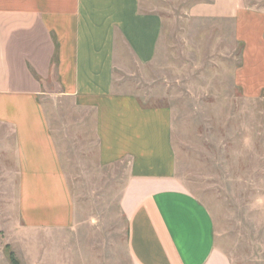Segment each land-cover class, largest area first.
Masks as SVG:
<instances>
[{
    "label": "crops",
    "instance_id": "crops-1",
    "mask_svg": "<svg viewBox=\"0 0 264 264\" xmlns=\"http://www.w3.org/2000/svg\"><path fill=\"white\" fill-rule=\"evenodd\" d=\"M148 5L0 0V125L13 132L18 180L13 205L4 203L10 186L0 191V241L17 229L37 252L27 264H60L43 252L46 241L58 244L52 231L77 224L64 153L92 150L102 167L127 165L119 207L133 264H232L216 248L209 210L177 176L172 110L144 106L117 81V71L157 58L164 17ZM243 5L194 4L197 14L234 19Z\"/></svg>",
    "mask_w": 264,
    "mask_h": 264
},
{
    "label": "rangeland",
    "instance_id": "rangeland-1",
    "mask_svg": "<svg viewBox=\"0 0 264 264\" xmlns=\"http://www.w3.org/2000/svg\"><path fill=\"white\" fill-rule=\"evenodd\" d=\"M211 1L145 0L164 17L157 58L117 71V81L144 106L172 110L177 176L209 210L216 248L232 264H264V0H244L236 19L196 13V2ZM94 152L64 153L77 224L52 231L58 244L46 241L43 255L57 253L60 264H133L119 207L127 165L102 167ZM16 170L13 132L0 125L5 204L15 199ZM15 216L13 208L8 219ZM17 232L0 241V264H14L11 254L27 264L37 254Z\"/></svg>",
    "mask_w": 264,
    "mask_h": 264
},
{
    "label": "trees",
    "instance_id": "trees-1",
    "mask_svg": "<svg viewBox=\"0 0 264 264\" xmlns=\"http://www.w3.org/2000/svg\"><path fill=\"white\" fill-rule=\"evenodd\" d=\"M12 258V261L14 264H19V262L16 260V258L13 256V254L10 255Z\"/></svg>",
    "mask_w": 264,
    "mask_h": 264
}]
</instances>
